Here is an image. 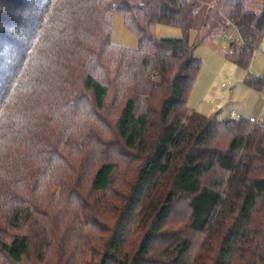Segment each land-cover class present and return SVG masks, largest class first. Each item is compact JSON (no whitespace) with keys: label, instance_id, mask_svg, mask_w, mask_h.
Returning a JSON list of instances; mask_svg holds the SVG:
<instances>
[{"label":"trees","instance_id":"1","mask_svg":"<svg viewBox=\"0 0 264 264\" xmlns=\"http://www.w3.org/2000/svg\"><path fill=\"white\" fill-rule=\"evenodd\" d=\"M190 1L0 0V264H264V127L189 106L196 46L235 28L250 67L264 0Z\"/></svg>","mask_w":264,"mask_h":264},{"label":"rangeland","instance_id":"2","mask_svg":"<svg viewBox=\"0 0 264 264\" xmlns=\"http://www.w3.org/2000/svg\"><path fill=\"white\" fill-rule=\"evenodd\" d=\"M115 18L112 43L127 48H137L139 41L125 28L124 18L121 15ZM157 32L161 39L182 37V31L165 25L158 26ZM228 34L237 36L235 30L229 31ZM196 41L197 34L194 33L190 45L194 47ZM231 48L230 41L221 37L209 44L196 46V55L203 61V66L189 101V106L193 110L206 117H215L222 121L228 118L226 116L230 110L242 113L245 117L251 115L256 117L261 114L264 106L263 93L247 84L248 81L264 79V40L259 47H256L254 60L247 69L237 67L227 58Z\"/></svg>","mask_w":264,"mask_h":264},{"label":"built area","instance_id":"3","mask_svg":"<svg viewBox=\"0 0 264 264\" xmlns=\"http://www.w3.org/2000/svg\"><path fill=\"white\" fill-rule=\"evenodd\" d=\"M189 5L192 4V1L190 0H185ZM232 30H235L236 33H237V36L234 37L232 35H229L228 32L229 31H232ZM229 31H224V33L222 34L221 38L222 39H226L228 41H230L231 45H232V48L230 49V51L228 52V56H236L239 54V49L240 47H244L246 46L245 44V41L244 39L242 38L240 32H238V30H236L235 28H232L231 30ZM236 46L238 48H236ZM264 89V88H263ZM263 95H264V90H263ZM230 117L231 118H234V119H237V120H241V118L243 116H239L237 115L235 112H232L230 113ZM250 119V122L254 125V126H260V127H264V115H258L256 116V118H248Z\"/></svg>","mask_w":264,"mask_h":264},{"label":"crops","instance_id":"4","mask_svg":"<svg viewBox=\"0 0 264 264\" xmlns=\"http://www.w3.org/2000/svg\"><path fill=\"white\" fill-rule=\"evenodd\" d=\"M191 108V107H190ZM192 112H198L197 110H193L192 108L190 109ZM232 112H235L237 115H239V116H243V117H245L242 113L241 114H239L238 112H236L235 110H230V112L229 113H227V116L226 117H230V113H232ZM262 112H264V106H263V111ZM262 112H260L261 114L260 115H264ZM200 113V112H199ZM245 118H256V117H254V115H251V116H249V117H245ZM216 119H218V118H216ZM226 119V118H225ZM220 120V119H219Z\"/></svg>","mask_w":264,"mask_h":264},{"label":"snow or ice","instance_id":"5","mask_svg":"<svg viewBox=\"0 0 264 264\" xmlns=\"http://www.w3.org/2000/svg\"><path fill=\"white\" fill-rule=\"evenodd\" d=\"M3 58L2 57H0V60H2Z\"/></svg>","mask_w":264,"mask_h":264}]
</instances>
